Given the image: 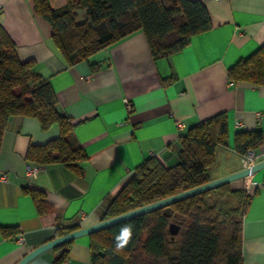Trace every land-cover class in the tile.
I'll list each match as a JSON object with an SVG mask.
<instances>
[{
	"label": "crops",
	"instance_id": "crops-1",
	"mask_svg": "<svg viewBox=\"0 0 264 264\" xmlns=\"http://www.w3.org/2000/svg\"><path fill=\"white\" fill-rule=\"evenodd\" d=\"M48 1L52 8L65 3ZM200 1L212 27L175 53L153 58L145 35L137 31L102 49L99 58L94 54L69 65L30 0H0V26L19 59L31 60L32 70L49 81L56 110L72 119V137L87 155L80 172L62 163L41 164L28 177L29 145L57 137L59 129L42 130L31 116L9 118L0 140V225L14 227L16 234L6 238L0 233V264H15L54 238L59 226L78 229L100 221L138 164L154 155L174 164L179 135L219 112L227 117V145L217 146L209 174L215 179L243 168L233 135L264 130V85L233 83L227 68L264 43V0ZM255 154L257 161L264 159V145ZM252 176L264 179V168ZM240 182L230 186L239 188ZM28 186L42 191L48 211L38 212L25 191ZM89 243V235L73 239L63 264H90ZM59 252L49 249L28 264H52ZM241 256L242 264H264V188L255 191L243 213Z\"/></svg>",
	"mask_w": 264,
	"mask_h": 264
},
{
	"label": "trees",
	"instance_id": "trees-1",
	"mask_svg": "<svg viewBox=\"0 0 264 264\" xmlns=\"http://www.w3.org/2000/svg\"><path fill=\"white\" fill-rule=\"evenodd\" d=\"M30 2L33 13L49 24L52 40L69 65L88 60L137 31L145 35L153 58L168 56L212 27L200 0H65L58 8H52L48 0ZM78 10H83L81 15ZM227 78L233 83L264 85V43L228 67ZM55 105L49 81L32 70L31 60L19 59L14 42L0 26V140L12 116L34 117L42 130L57 126L58 136L30 144L25 160L38 166L62 163L80 172L87 155L72 137L74 122ZM227 135L225 112L187 128L178 137L177 161L167 165L154 155L138 164L101 220L210 181L208 169L214 164L217 146L227 145ZM262 145L264 130H238L233 135V150L239 156ZM230 184L88 234L90 264H242L243 213L258 188L245 194ZM25 191L38 212L48 211L42 191L32 186ZM170 223L179 226L175 234L169 231ZM125 225L132 226V235L117 251L116 237ZM74 229L59 226L55 237ZM0 233L12 237L16 229L0 225ZM71 242L53 248L60 252L52 264H63Z\"/></svg>",
	"mask_w": 264,
	"mask_h": 264
},
{
	"label": "water",
	"instance_id": "water-1",
	"mask_svg": "<svg viewBox=\"0 0 264 264\" xmlns=\"http://www.w3.org/2000/svg\"><path fill=\"white\" fill-rule=\"evenodd\" d=\"M264 168V159L257 161L254 165H252L249 168H241L237 171H234L232 173H229L227 175L211 179L210 181H207L201 185L192 187L187 190H183L180 192H177L173 195L158 199L156 201H153L151 203L142 205L140 207L134 208L132 210L123 212L121 214L102 219L98 221L97 223H94L92 225L78 228L72 231H69L65 234H62L60 236L54 237L36 247L31 249L29 252H27L21 259H19L15 264H28L31 260H33L36 256L39 254L49 250L53 249L54 247L61 245L67 241L73 240L79 236L82 235H88L93 232L102 230L104 228H107L109 226H112L116 223L125 221L127 219L143 215L145 213L154 211L156 209L168 206L174 202H177L179 200L185 199L187 197L193 196L195 194H199L205 191H208L210 189H214L216 187H219L221 185L230 183L232 181L241 179L242 177L246 176L247 174H253L260 169ZM179 229V226L175 223H170L169 225V231L172 234H175Z\"/></svg>",
	"mask_w": 264,
	"mask_h": 264
},
{
	"label": "built area",
	"instance_id": "built-area-1",
	"mask_svg": "<svg viewBox=\"0 0 264 264\" xmlns=\"http://www.w3.org/2000/svg\"><path fill=\"white\" fill-rule=\"evenodd\" d=\"M125 105L128 110L131 109L130 103L125 100ZM178 127L183 126L181 122L176 123ZM240 161L243 165V168H249L257 162V156L253 150H248L245 154L240 156ZM39 166L35 163H28L26 166V175L28 177H34L36 172L38 171ZM240 188L244 191L245 194L251 192L254 188H264V179L256 180L253 178L252 174H247L246 176L240 179ZM81 218L85 217L84 213L80 214ZM22 240V237H19V241Z\"/></svg>",
	"mask_w": 264,
	"mask_h": 264
},
{
	"label": "clouds",
	"instance_id": "clouds-1",
	"mask_svg": "<svg viewBox=\"0 0 264 264\" xmlns=\"http://www.w3.org/2000/svg\"><path fill=\"white\" fill-rule=\"evenodd\" d=\"M131 235H132V226L131 225L122 226L120 234L116 237L117 251L121 250L123 247L126 246L127 242L131 238Z\"/></svg>",
	"mask_w": 264,
	"mask_h": 264
},
{
	"label": "rangeland",
	"instance_id": "rangeland-1",
	"mask_svg": "<svg viewBox=\"0 0 264 264\" xmlns=\"http://www.w3.org/2000/svg\"><path fill=\"white\" fill-rule=\"evenodd\" d=\"M100 51H102V49L96 52V53H100V54H96V53H94V54L96 55V56H95L96 58H99V57L102 55ZM94 54H93V55H94ZM208 172H209L210 174L212 173L211 168L208 169ZM240 185H241V183H240Z\"/></svg>",
	"mask_w": 264,
	"mask_h": 264
}]
</instances>
